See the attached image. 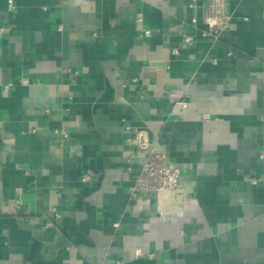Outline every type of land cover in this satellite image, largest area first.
I'll return each instance as SVG.
<instances>
[{
	"label": "crops",
	"instance_id": "0c3cea01",
	"mask_svg": "<svg viewBox=\"0 0 264 264\" xmlns=\"http://www.w3.org/2000/svg\"><path fill=\"white\" fill-rule=\"evenodd\" d=\"M225 3L0 0V264H264V0Z\"/></svg>",
	"mask_w": 264,
	"mask_h": 264
},
{
	"label": "built area",
	"instance_id": "2783aa9c",
	"mask_svg": "<svg viewBox=\"0 0 264 264\" xmlns=\"http://www.w3.org/2000/svg\"><path fill=\"white\" fill-rule=\"evenodd\" d=\"M226 0H210V9L214 16L221 19L224 17L226 20L222 22L226 24L231 19L232 14L228 12L226 8ZM12 5V2H11ZM8 31V27L4 24H0V42L4 39L5 33ZM145 34H151V29H144ZM193 38L186 36L187 41H191ZM29 77H22L20 83H30ZM13 83H8L7 88H10ZM188 103L182 101V107L186 108ZM261 158L264 159V151L260 153ZM164 154L161 151H154L149 159L145 162L141 175L137 178L135 187L133 189V197L140 198L147 191L151 190H163V189H176L179 186L180 179L182 177V171L179 167H173L163 162ZM90 175H84L83 179L88 180ZM251 181L257 182V179H251Z\"/></svg>",
	"mask_w": 264,
	"mask_h": 264
}]
</instances>
